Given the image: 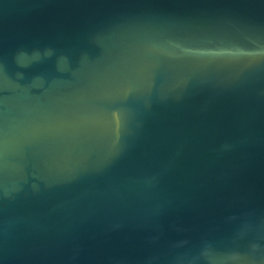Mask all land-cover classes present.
I'll list each match as a JSON object with an SVG mask.
<instances>
[{
	"label": "water",
	"instance_id": "obj_1",
	"mask_svg": "<svg viewBox=\"0 0 264 264\" xmlns=\"http://www.w3.org/2000/svg\"><path fill=\"white\" fill-rule=\"evenodd\" d=\"M0 264H264V0H0Z\"/></svg>",
	"mask_w": 264,
	"mask_h": 264
}]
</instances>
